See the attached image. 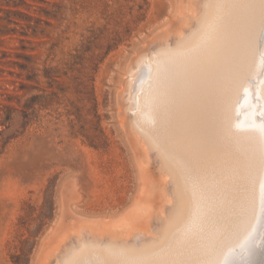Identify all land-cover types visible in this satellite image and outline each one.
<instances>
[{
  "label": "rangeland",
  "instance_id": "rangeland-1",
  "mask_svg": "<svg viewBox=\"0 0 264 264\" xmlns=\"http://www.w3.org/2000/svg\"><path fill=\"white\" fill-rule=\"evenodd\" d=\"M200 2L0 0V264H58L79 231L158 236L168 177L140 127L150 68Z\"/></svg>",
  "mask_w": 264,
  "mask_h": 264
},
{
  "label": "bare ground",
  "instance_id": "bare-ground-1",
  "mask_svg": "<svg viewBox=\"0 0 264 264\" xmlns=\"http://www.w3.org/2000/svg\"><path fill=\"white\" fill-rule=\"evenodd\" d=\"M263 29L264 0H201L190 32L158 46L139 131L168 177L158 236L79 231L58 264H212L257 233L245 264H264V72L251 74L264 69Z\"/></svg>",
  "mask_w": 264,
  "mask_h": 264
},
{
  "label": "snow or ice",
  "instance_id": "snow-or-ice-1",
  "mask_svg": "<svg viewBox=\"0 0 264 264\" xmlns=\"http://www.w3.org/2000/svg\"><path fill=\"white\" fill-rule=\"evenodd\" d=\"M251 245L249 244V240L246 239L245 242L240 246L241 253L247 256L250 252ZM238 253L231 252L230 254L225 255L224 259L220 261V264H230L233 255H237Z\"/></svg>",
  "mask_w": 264,
  "mask_h": 264
}]
</instances>
